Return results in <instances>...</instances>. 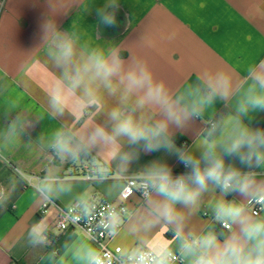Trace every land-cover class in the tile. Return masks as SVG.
<instances>
[{"label":"crops","instance_id":"1","mask_svg":"<svg viewBox=\"0 0 264 264\" xmlns=\"http://www.w3.org/2000/svg\"><path fill=\"white\" fill-rule=\"evenodd\" d=\"M102 59L123 61L124 71L146 65L164 84L179 122L161 104L139 103L145 89L128 92L123 71L105 79L97 70ZM258 98H264V0H0V264H93L97 248L81 230L55 227L59 208L91 196L124 203L120 177H153L161 169L182 173L195 188L192 168L182 171L180 157L192 156L203 169L205 152L222 159L225 171L248 175L247 191L209 182L193 204H174L179 215L171 219L156 210L166 202L156 189L145 200L131 196L127 214L111 221L117 230L108 246L125 254L149 249L155 264L168 254L180 255L181 264L258 257L264 231L248 229L264 224V199L257 218L246 207L252 197L264 198ZM114 110L142 127L166 122L153 140L161 147L149 150L148 141L122 135L85 147L97 127L113 132ZM245 130L260 134L251 149L240 150L251 155L248 163L226 151ZM177 137L188 141L184 149ZM61 139L71 153L56 148ZM86 169L95 176L86 178ZM229 205L242 213L227 215Z\"/></svg>","mask_w":264,"mask_h":264},{"label":"clouds","instance_id":"2","mask_svg":"<svg viewBox=\"0 0 264 264\" xmlns=\"http://www.w3.org/2000/svg\"><path fill=\"white\" fill-rule=\"evenodd\" d=\"M105 22L108 24H114L113 17L105 18ZM70 51V49L68 50ZM67 54V52H66ZM97 70L103 75L105 79H109L114 75H118L123 71L122 81H126V88L128 92H132L136 89H145L144 97L141 98L139 103L143 104L146 100L153 101L161 104L165 107L169 118L179 122V117L168 107L169 99L162 82H156L153 78L152 72L147 66L137 67L130 66L124 71L123 61L108 62L107 60H101L97 63ZM254 105H264V98H258L253 101ZM117 123L113 129V132L109 134L102 127H97L90 135L88 143L85 147L94 146L97 143L109 144L112 142L115 136H127L133 143L139 140L148 141L147 147L149 150H155L161 145L159 143H153L155 137L164 132L167 124L166 122H160L153 128L142 127L135 123L130 117L120 118L119 112L114 110L112 113ZM260 134H250L246 130L242 132L237 138H235L230 146L226 149L228 155H239L240 159L244 163H248L251 160V155L245 156L241 153L243 147L251 149L254 143L259 139ZM264 143V141H261ZM165 147L167 145H164ZM56 148L60 152L71 153L73 150L69 147V144L64 140H59L56 144ZM204 160L208 163V166L201 169L199 166V160L194 159L192 156L181 155V161L192 168L191 182L196 187L190 186L189 182L183 177H172L171 172L168 169H161L159 172L153 174V187L156 191L165 197L166 202L157 206L158 213L164 218L171 219L174 216L179 215L173 207L176 203L183 205L193 204L200 196L201 191L207 189L209 182H213L222 190H236L246 192L249 186L253 183V180L248 175H241V173L235 169H229L225 171L224 162L222 159L209 160L208 152L203 153ZM262 157L257 156V161ZM225 213L231 217H238L243 208L238 205H229L224 209ZM249 234H255L264 231V224H255L249 229ZM207 244H211V239L206 241ZM232 252L238 253L240 250L233 245ZM137 264H149L148 259L141 255ZM198 264H233V262L221 260L219 258L201 259ZM235 264H264V246H262L261 254L254 259H247L243 262L237 260Z\"/></svg>","mask_w":264,"mask_h":264},{"label":"built area","instance_id":"3","mask_svg":"<svg viewBox=\"0 0 264 264\" xmlns=\"http://www.w3.org/2000/svg\"><path fill=\"white\" fill-rule=\"evenodd\" d=\"M181 167H183L182 171L189 168L183 162H181ZM171 175L174 179L183 176L179 172H171ZM94 176V171L85 170L86 178ZM152 178L144 176L120 177V199L124 203L131 196H137L145 200L155 189ZM263 199L261 195H256L247 202L246 207L255 218L260 215ZM124 203L114 204L111 201L96 199L91 196L87 202L78 201L69 207L59 208L55 227L60 232L70 228L81 230L97 248L98 254H96L93 264H137V260L141 255L148 259L149 264H155L158 257L149 249H142L136 254H125L119 246L112 248L108 246L117 230V227L111 221L114 217L121 218L127 214ZM42 207L45 208L46 204ZM221 227L225 230L230 229V225L226 223H221ZM182 262L183 259L180 255L168 254L163 259L162 264H181Z\"/></svg>","mask_w":264,"mask_h":264},{"label":"trees","instance_id":"4","mask_svg":"<svg viewBox=\"0 0 264 264\" xmlns=\"http://www.w3.org/2000/svg\"><path fill=\"white\" fill-rule=\"evenodd\" d=\"M225 109L223 108V109H221L218 113H217V115H216V117L214 118V120H213V122L211 123V129H212V134H215L217 131H218V129H219V121L221 120V118L223 117V115L225 114ZM174 140L177 142V143H181L182 144V142H183V144L181 145V147L184 149L186 146H187V144H188V141L187 140H184V139H181V138H179V137H177V138H174Z\"/></svg>","mask_w":264,"mask_h":264}]
</instances>
